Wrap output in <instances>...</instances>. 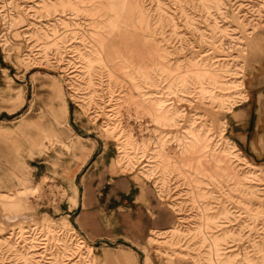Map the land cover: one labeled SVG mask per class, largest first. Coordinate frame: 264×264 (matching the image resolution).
<instances>
[{"label":"rangeland","instance_id":"374dc122","mask_svg":"<svg viewBox=\"0 0 264 264\" xmlns=\"http://www.w3.org/2000/svg\"><path fill=\"white\" fill-rule=\"evenodd\" d=\"M174 260L264 264V0H0V264Z\"/></svg>","mask_w":264,"mask_h":264},{"label":"crops","instance_id":"0c3cea01","mask_svg":"<svg viewBox=\"0 0 264 264\" xmlns=\"http://www.w3.org/2000/svg\"><path fill=\"white\" fill-rule=\"evenodd\" d=\"M64 78V77H63ZM57 79L59 80V78L57 77ZM65 80H66V78H64ZM60 81V80H59ZM66 82H67V80H66ZM61 83V82H60ZM67 85H68V82H67ZM63 86V85H62ZM62 86H61V88H60V92L62 93ZM68 87H69V85H68ZM63 91H64V94H65V97L67 98V95H66V93H65V90H64V87H63ZM56 94V89L54 88V87H52V97H54V95ZM68 99V98H67ZM17 106L18 107H21L23 104H24V98H23V96L22 95H19L18 97H17ZM69 100V99H68ZM65 111L68 113L69 112V110H68V107H66L65 106ZM236 115V118H238L239 117V114H235ZM248 143V139H247V141H246V144ZM90 157V154H87L86 156H85V159H88ZM15 162H16V175L19 177V175L21 174V172H22V170H21V162H20V160H17V159H15ZM111 170L114 172V173H116V174H120V175H124V176H126V175H128V174H126L122 169V171H121V173H120V171H115V170H113V168L111 167ZM136 180H138V182H140V181H146V182H148V180H146V178H144V177H142V176H140V175H137L136 176ZM150 183V182H149ZM37 187H35L34 189H36ZM29 188H27V189H25V190H22V192H19L20 190H15L14 191V193L12 194V196H14V195H17V194H22V193H26L27 191L26 190H28ZM30 190V189H29ZM26 191V192H25ZM78 195H79V190H78V187L76 186V188H75V190H74V196H72V197H70V201H71V203H72V205H73V207H75V208H77L78 207V205H79V200H78ZM160 195V194H159ZM3 197H5L4 195H2V198ZM160 198H161V200H163V201H165L161 196H160ZM168 206H169V210H170V213H172L173 215H174V219H175V221L173 222V224H172V226H171V228H169V229H167L166 231H163V232H161V231H159V230H156V229H152L151 230V232H150V235L148 236V238H147V241H146V243L145 244H143V245H141V251H142V249L143 248H145V247H147V246H155V243L157 242V240H156V238H154V234H168V233H172L175 229H176V226H177V223H178V216H177V213H175L174 211H173V209H172V207L168 204ZM144 254V253H143ZM127 256H130V257H132V255H127ZM146 259V258H145ZM147 264H150V262H148L147 261ZM173 264H180V263H178V262H175V260L173 261Z\"/></svg>","mask_w":264,"mask_h":264},{"label":"bare ground","instance_id":"6f19581e","mask_svg":"<svg viewBox=\"0 0 264 264\" xmlns=\"http://www.w3.org/2000/svg\"><path fill=\"white\" fill-rule=\"evenodd\" d=\"M68 5V4H67ZM102 35V34H101ZM101 35H98V37L97 38H95V43H96V40H99V38L101 37ZM110 39H109V41H106V42H108L107 44H111V43H113V45H115V50L116 51H118V49H119V46H120V44L121 43H129V42H127V38H128V36H126L125 34H123V32L121 31V30H119V31H117L115 34L113 33V32H111V35H110V37H109ZM112 45V44H111ZM117 53V52H116ZM114 54H115V52L113 51V52H111L110 53V55L109 56H114ZM60 77V78H59ZM59 80H61L62 82H63V84H64V86H65V88L68 90V85H67V82H66V80L63 78V76H60L59 75ZM143 104V103H142ZM138 105L140 106L141 105V103H138ZM160 106V105H159ZM157 110H154V112H155V114L157 113L156 112ZM153 112V111H152ZM235 117H236V115H234ZM187 149V148H186ZM211 149V148H210ZM224 155V154H223ZM156 188H157V190H158V193L161 191V189L160 188H158L157 186H156ZM161 193V192H160ZM175 231V230H174ZM85 239V238H84ZM176 262V261H175Z\"/></svg>","mask_w":264,"mask_h":264}]
</instances>
